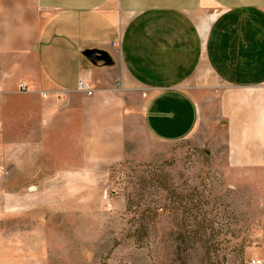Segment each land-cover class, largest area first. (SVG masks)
<instances>
[{
  "label": "crops",
  "instance_id": "obj_1",
  "mask_svg": "<svg viewBox=\"0 0 264 264\" xmlns=\"http://www.w3.org/2000/svg\"><path fill=\"white\" fill-rule=\"evenodd\" d=\"M14 97L37 174L111 167L134 143L141 161L210 123L230 166L264 169V0H0L3 145Z\"/></svg>",
  "mask_w": 264,
  "mask_h": 264
},
{
  "label": "rangeland",
  "instance_id": "obj_2",
  "mask_svg": "<svg viewBox=\"0 0 264 264\" xmlns=\"http://www.w3.org/2000/svg\"><path fill=\"white\" fill-rule=\"evenodd\" d=\"M10 103L0 144V264L264 260V169L230 166L213 123L182 143L147 144L141 161L134 143L111 167L47 170L39 162L37 174L29 111L22 129L16 119L30 105Z\"/></svg>",
  "mask_w": 264,
  "mask_h": 264
},
{
  "label": "water",
  "instance_id": "obj_3",
  "mask_svg": "<svg viewBox=\"0 0 264 264\" xmlns=\"http://www.w3.org/2000/svg\"><path fill=\"white\" fill-rule=\"evenodd\" d=\"M84 57L93 65H97L101 62L106 65H110L112 63L109 55L101 51H86L84 53Z\"/></svg>",
  "mask_w": 264,
  "mask_h": 264
},
{
  "label": "built area",
  "instance_id": "obj_4",
  "mask_svg": "<svg viewBox=\"0 0 264 264\" xmlns=\"http://www.w3.org/2000/svg\"><path fill=\"white\" fill-rule=\"evenodd\" d=\"M114 47H117L118 45L116 43L113 44ZM79 89L81 92L85 93L87 96H92L94 94V91L88 87V85L84 81H80ZM20 92L21 93H27L28 87L26 85L20 86ZM250 264H264V260L255 258L251 261Z\"/></svg>",
  "mask_w": 264,
  "mask_h": 264
}]
</instances>
